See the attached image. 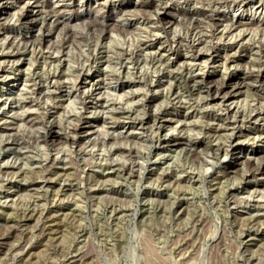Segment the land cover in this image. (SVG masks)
<instances>
[{
    "label": "rangeland",
    "instance_id": "374dc122",
    "mask_svg": "<svg viewBox=\"0 0 264 264\" xmlns=\"http://www.w3.org/2000/svg\"><path fill=\"white\" fill-rule=\"evenodd\" d=\"M24 1L0 0L15 93L0 108V264H264V113L231 135L232 116L179 64L215 49L195 72L218 99L235 85L241 110L258 107L255 71L243 72L264 58V6ZM212 9L250 21L244 39L220 36Z\"/></svg>",
    "mask_w": 264,
    "mask_h": 264
},
{
    "label": "bare ground",
    "instance_id": "6f19581e",
    "mask_svg": "<svg viewBox=\"0 0 264 264\" xmlns=\"http://www.w3.org/2000/svg\"><path fill=\"white\" fill-rule=\"evenodd\" d=\"M197 1V0H196ZM204 1H206L207 3H205V4H209V3H211V2H221V1H224V2H242V5H247L248 3H250V2H252V5H251V7H255V9L257 10V11H260L261 10V8L263 9V6H264V0H204ZM200 2H201V0H200ZM202 3V2H201ZM212 3V4H213ZM231 3V4H232ZM29 4H30V0H25L24 1V5L25 6H29ZM217 4V3H216ZM224 4V3H223ZM241 4V3H240ZM0 5H1V2H0ZM207 5H206V7H207ZM210 5V4H209ZM215 5V4H214ZM249 5V4H248ZM247 5V6H248ZM203 6V5H202ZM232 6V5H231ZM230 6V7H231ZM240 6V5H239ZM214 7V6H213ZM242 7V6H241ZM250 7V6H249ZM238 9V8H237ZM210 10V9H209ZM216 10V9H215ZM215 10H213L212 9V11H214V13L217 15V17H216V20L217 21H219L220 22V24H221V26H222V23H223V21H227V23L226 24H224V28L223 29H221L220 30V36L221 35H223L224 36V34L226 33V32H232L233 33V30H235V32H236V35H238V36H242V37H240V38H238V39H240V40H242V39H244V36H245V34H244V32H246V29H247V25L250 23V21H243V20H241V18H239V19H235V20H232V19H229V18H227V17H225V15H220V14H218V13H216L215 12ZM211 11V12H212ZM226 11V10H225ZM33 13V12H32ZM260 13V12H259ZM186 15H189L191 18H193L195 15H198L199 13L198 12H195V11H187L186 13H185ZM202 14H205V12L204 13H202ZM253 15V14H252ZM221 16V17H220ZM195 18V17H194ZM210 18V17H209ZM228 21H229V23H228ZM169 22L168 21H166V23H165V25L166 24H168ZM218 23V22H217ZM258 26V25H257ZM156 27V26H155ZM220 27V26H219ZM161 29L162 28V25H159V26H157V29ZM165 28V27H164ZM163 29V28H162ZM214 29V28H213ZM253 29V28H252ZM216 30H217V28H216ZM237 30V31H236ZM255 30V29H254ZM263 30V29H262ZM261 30V31H262ZM210 31V30H209ZM260 31V32H261ZM212 32V31H211ZM235 32H234V34H235ZM238 32V33H237ZM214 34H216V33H212V35H214ZM231 34V33H230ZM233 34V35H234ZM249 34V33H248ZM262 34V33H261ZM264 34V33H263ZM194 37L192 36V38H193V42H195V40H198V43H201V42H203V41H201V37L200 36H197L196 35V33H194ZM228 35V34H227ZM214 37H215V35H214ZM219 37V36H218ZM232 38V37H231ZM246 38H248V37H246ZM259 38V37H258ZM236 39V38H235ZM250 39V38H249ZM253 40V39H252ZM213 41V40H212ZM237 41V40H236ZM248 42H250L249 40H247ZM260 41V40H259ZM204 42H205V40H204ZM226 42V41H225ZM196 43V42H195ZM205 44V43H204ZM252 45V44H251ZM191 47L192 48H194L195 47V45H193V43L191 44ZM226 47V46H225ZM229 47V46H228ZM38 48V47H37ZM197 48V47H196ZM195 48V49H196ZM175 49V48H174ZM167 49H163V48H160V47H158L156 50H155V52H157V55H158V57H157V59H160L161 60V57L164 55V52L166 51ZM103 51V50H102ZM189 51V50H188ZM192 51V50H191ZM213 51H215V52H217L215 49L213 50ZM213 51H211V52H207V53H204L201 49H196L195 50V52H194V54L192 55H187L186 53H183L182 54V56H181V58H188L190 61H188V62H185V60L184 61H180L179 62V64L182 66V68L183 69H187V71H186V80H187V82L189 83L190 81H192L193 82V85H197V87H207V89L206 90H209V98L205 101V103L206 104H210L212 107H213V105H222L223 106V108L221 109V110H223V111H225V114H229L230 116H232V120L234 121V122H232V131H231V135H235L236 133H235V129L237 128V125H236V121L238 120V122H241V123H243V121H244V119H252V118H254V119H257L258 117H260V115L262 116V114L264 113V58H262V57H257V61L256 62H254L253 64H252V67L251 68H248V69H246V71H244L243 73V77H246V76H248V75H251L254 71H255V80H254V84H253V86H254V88L259 92V96L257 95V97H256V99H257V101H259L260 103H259V106L258 107H256V106H254L253 108H251L249 111H248V113H245V110H244V108L242 107V110L240 109V107H239V105L240 104H238V101L235 99V98H233V99H230V97H229V95L230 94H232V90L233 89H235V85L234 86H232V90H230L229 92H226L225 94H223L219 99H218V97H219V93H220V91H219V87L218 86H211V85H209V80L207 79V77H208V74H206L205 72H203V73H201V74H199V73H197V72H195V70H199L200 69V66H201V64L203 63V62H205V61H207V60H210V59H214L215 58V56L217 55V54H213ZM99 52H101V51H99ZM206 52V51H205ZM43 54V53H42ZM64 54V53H63ZM52 55V54H51ZM20 56V55H19ZM48 56V55H47ZM220 56V55H219ZM56 57V56H55ZM103 57V58H102ZM105 57V55H100L99 56V58H98V62H103V61H105L106 59L104 58ZM154 57V56H153ZM205 57H207L205 60L203 59V58H205ZM224 57V56H223ZM16 58V57H15ZM254 58V57H253ZM97 60V59H96ZM198 60V61H197ZM63 61H64V59H63ZM194 61V62H193ZM225 61H226V59H225ZM106 62V61H105ZM165 64V66H167V67H170V66H173L174 64H175V60H169V61H167V62H165L164 63ZM215 64V63H214ZM126 65V64H125ZM187 65V66H186ZM220 65V64H219ZM253 66H257V69H253ZM4 69V68H3ZM169 70V69H168ZM49 71V70H48ZM2 72H3V70H1L0 69V82H2V86H1V88H0V108H4L5 106H7L8 105V103H10V101H11V99H12V96H13V94H15L14 93V91L12 90V85L14 84H9L8 82H7V79H8V77H9V75L8 74H5V73H3L2 74ZM18 72V71H17ZM21 72V71H20ZM170 72V71H169ZM53 73V72H52ZM56 73V72H55ZM55 73H53V75H55ZM62 74H64V73H62ZM40 75V74H39ZM39 75H38V77H39ZM49 75H50V73H49ZM94 75V74H93ZM93 75H89V77H91L90 79H92V77H93ZM120 75V74H119ZM41 76V75H40ZM61 76V75H60ZM122 76H124V75H122ZM129 76V75H128ZM169 76V75H168ZM181 76V75H180ZM183 76V75H182ZM181 76V77H182ZM25 77V76H24ZM56 77V76H55ZM54 77V78H55ZM79 77V76H78ZM88 77V76H87ZM131 77V76H130ZM133 77V76H132ZM131 77V78H132ZM46 78H47V76H46ZM70 78V77H69ZM76 78H77V75H76ZM116 78V77H115ZM13 79L14 80H17L18 79V76H17V74L16 75H14V77H13ZM58 79V78H57ZM125 79H127V77H126V75H125V78L123 79V81H127V80H125ZM64 80V79H63ZM77 80H78V78H77ZM76 80V81H77ZM86 80V79H85ZM117 80V79H116ZM128 80H129V78H128ZM34 81V80H33ZM54 81L55 80H53V82L52 83H54ZM58 81V80H57ZM60 81V80H59ZM68 81H69V79H68ZM94 81V80H93ZM122 81V82H123ZM132 81H133V79H132ZM154 81V80H153ZM152 81V82H153ZM37 82V81H36ZM35 82V83H36ZM102 82V81H101ZM151 82V83H152ZM25 83H27V82H25ZM34 83V84H35ZM40 83V82H39ZM43 83V82H42ZM41 83V84H42ZM56 83V82H55ZM58 83V82H57ZM59 83H62V81L61 82H59ZM92 83V82H91ZM162 83V82H161ZM224 83H225V81H224ZM38 84V83H37ZM150 84V83H149ZM212 84V83H211ZM32 85V84H31ZM40 85V84H39ZM55 85V84H54ZM59 85V84H58ZM192 85V84H191ZM35 86H37V85H35ZM56 86H57V84H56ZM120 86V85H119ZM184 86H186V85H184ZM188 86V85H187ZM62 87V86H61ZM150 87V86H149ZM192 87V86H191ZM22 88V87H21ZM40 87L38 86L37 87V89H39ZM57 88V87H56ZM29 89V88H28ZM196 89V88H195ZM30 91V90H29ZM73 91V90H72ZM132 91V90H131ZM185 91V90H184ZM71 90L69 89V90H67L66 91V89H65V91H64V93H62L59 97H64V96H68V95H70L71 93ZM234 92V91H233ZM237 92V91H236ZM128 93V92H127ZM126 93V94H127ZM170 93V92H169ZM176 94H177V92H175ZM132 94H133V92H132ZM24 95V94H23ZM183 95V94H182ZM181 95V96H182ZM77 96V95H76ZM234 96V95H233ZM72 97V96H71ZM147 97V96H146ZM177 98V97H176ZM68 99V98H67ZM118 99V98H117ZM14 100V99H13ZM143 100V99H142ZM138 101V100H137ZM139 101H141V100H139ZM134 102V101H133ZM14 104V103H13ZM102 104H106V103H102ZM101 104V105H102ZM119 104V103H118ZM203 104V103H202ZM103 106V105H102ZM249 106V105H248ZM9 107V106H8ZM105 107V106H104ZM204 107V106H203ZM27 108V107H26ZM121 108V107H120ZM13 109V108H12ZM22 109V108H21ZM126 109V108H125ZM4 110V109H3ZM19 110V109H18ZM100 110V109H99ZM101 111V110H100ZM124 111V110H123ZM12 112V111H11ZM247 112V111H246ZM99 113V112H98ZM103 113V112H102ZM126 113V112H125ZM44 114V113H43ZM264 115V114H263ZM102 116V115H101ZM211 117V116H210ZM162 122V121H161ZM207 124V123H206ZM165 125H166V123H165ZM142 128H143V122H142V124L140 125ZM164 127V126H163ZM160 128V127H159ZM158 128V129H159ZM207 128H208V130L209 131H213V132H216V131H218V130H221V129H223V128H221V126H218V125H216V126H213V125H210V124H208V126H207ZM50 130V129H49ZM51 132H54V131H52L51 130ZM143 133V132H142ZM42 134V133H41ZM164 136H167L168 135V132H165L164 134H163ZM115 136V135H114ZM97 140V139H96ZM189 141V140H188ZM173 142V141H172ZM177 143H179V142H175V143H173V144H170V145H176ZM231 143V142H230ZM231 144H229L228 145V147L230 146ZM120 146V145H119ZM213 146V145H212ZM215 146V145H214ZM228 147H226V148H224L225 149V151H228ZM103 148V147H102ZM219 148V147H218ZM240 152V151H239ZM231 153V152H230ZM223 155H225V154H223ZM233 156V155H232ZM91 160V159H90ZM14 161V160H13ZM6 162V161H5ZM130 172V171H129Z\"/></svg>",
    "mask_w": 264,
    "mask_h": 264
}]
</instances>
